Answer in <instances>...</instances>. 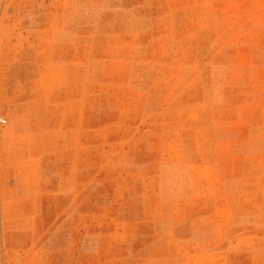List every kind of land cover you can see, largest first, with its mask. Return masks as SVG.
<instances>
[{
	"label": "rangeland",
	"instance_id": "rangeland-1",
	"mask_svg": "<svg viewBox=\"0 0 264 264\" xmlns=\"http://www.w3.org/2000/svg\"><path fill=\"white\" fill-rule=\"evenodd\" d=\"M0 264H264V0H0Z\"/></svg>",
	"mask_w": 264,
	"mask_h": 264
},
{
	"label": "built area",
	"instance_id": "built-area-1",
	"mask_svg": "<svg viewBox=\"0 0 264 264\" xmlns=\"http://www.w3.org/2000/svg\"><path fill=\"white\" fill-rule=\"evenodd\" d=\"M6 123V120L0 116V125H3Z\"/></svg>",
	"mask_w": 264,
	"mask_h": 264
}]
</instances>
